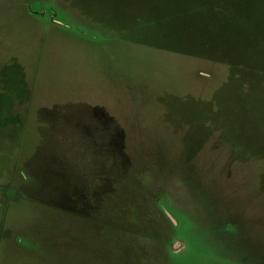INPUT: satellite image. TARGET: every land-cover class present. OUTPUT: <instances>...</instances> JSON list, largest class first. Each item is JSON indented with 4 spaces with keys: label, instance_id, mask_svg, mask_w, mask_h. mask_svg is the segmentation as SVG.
Instances as JSON below:
<instances>
[{
    "label": "rangeland",
    "instance_id": "1",
    "mask_svg": "<svg viewBox=\"0 0 264 264\" xmlns=\"http://www.w3.org/2000/svg\"><path fill=\"white\" fill-rule=\"evenodd\" d=\"M0 264H264V0H0Z\"/></svg>",
    "mask_w": 264,
    "mask_h": 264
}]
</instances>
